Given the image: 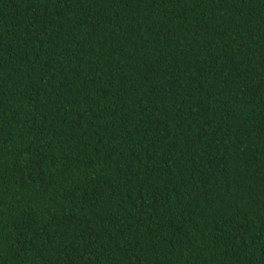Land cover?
Listing matches in <instances>:
<instances>
[{
    "label": "trees",
    "instance_id": "16d2710c",
    "mask_svg": "<svg viewBox=\"0 0 264 264\" xmlns=\"http://www.w3.org/2000/svg\"><path fill=\"white\" fill-rule=\"evenodd\" d=\"M0 264H264V0H0Z\"/></svg>",
    "mask_w": 264,
    "mask_h": 264
}]
</instances>
